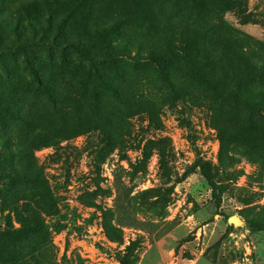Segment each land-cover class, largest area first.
Returning <instances> with one entry per match:
<instances>
[{"label":"rangeland","instance_id":"374dc122","mask_svg":"<svg viewBox=\"0 0 264 264\" xmlns=\"http://www.w3.org/2000/svg\"><path fill=\"white\" fill-rule=\"evenodd\" d=\"M197 20L217 48L264 42V0H0V264H264V230L248 227L264 221V159L208 89L172 68V90L148 57ZM85 38L90 73L126 107L102 92L95 114L36 105L28 66L44 87L85 80L62 48Z\"/></svg>","mask_w":264,"mask_h":264},{"label":"trees","instance_id":"16d2710c","mask_svg":"<svg viewBox=\"0 0 264 264\" xmlns=\"http://www.w3.org/2000/svg\"><path fill=\"white\" fill-rule=\"evenodd\" d=\"M225 1L227 4L231 2ZM202 27L203 24L197 20L195 27L190 28V31L180 38L181 47L178 50L171 49L163 55L155 52L149 54L150 61H153L157 68V79L172 90L175 89L177 84L175 80H169L167 73L174 68L181 72L179 80L191 79L208 89L216 110L227 113L232 125L240 124L238 130L247 144L248 155L252 160L259 162L264 159V42H252L259 47L257 51L236 46L229 49L226 46L217 48L209 41L208 36L202 34ZM243 38L252 41L247 36ZM86 43L87 38L83 41L78 39L75 43L65 42L62 45L63 49H67L65 53L73 50L79 62L84 65L85 80L44 87L38 80L36 70L28 66L30 77L35 79L44 91V97H37L36 105L40 106L46 102L48 110L53 114H61V100L65 98L81 103L80 110L86 111L87 114H95L99 110L97 96L102 92L111 99V105L126 107L123 98L113 87L103 82L99 75L90 73V69H95L91 66L94 59L82 48H77ZM87 104L90 105L85 108ZM193 171H198L208 183L212 188V198L218 202L219 187L215 184L211 167L199 157ZM248 227L254 231L264 230V221L249 222ZM105 230L109 236V229L105 227Z\"/></svg>","mask_w":264,"mask_h":264},{"label":"water","instance_id":"95a60500","mask_svg":"<svg viewBox=\"0 0 264 264\" xmlns=\"http://www.w3.org/2000/svg\"><path fill=\"white\" fill-rule=\"evenodd\" d=\"M229 222H232L233 224H238L239 223L238 219L235 218V217H230L229 218Z\"/></svg>","mask_w":264,"mask_h":264}]
</instances>
